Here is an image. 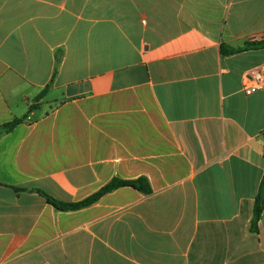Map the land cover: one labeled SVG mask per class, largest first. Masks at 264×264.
Listing matches in <instances>:
<instances>
[{
  "label": "crops",
  "instance_id": "0c3cea01",
  "mask_svg": "<svg viewBox=\"0 0 264 264\" xmlns=\"http://www.w3.org/2000/svg\"><path fill=\"white\" fill-rule=\"evenodd\" d=\"M255 36L264 0H0V264H264ZM114 178L152 192H38Z\"/></svg>",
  "mask_w": 264,
  "mask_h": 264
},
{
  "label": "trees",
  "instance_id": "16d2710c",
  "mask_svg": "<svg viewBox=\"0 0 264 264\" xmlns=\"http://www.w3.org/2000/svg\"><path fill=\"white\" fill-rule=\"evenodd\" d=\"M264 47V40L259 42H252L247 47L244 48H232L230 46H227L225 44L222 45V53L224 55H235L244 52L245 50L249 48H263ZM47 93V88L44 89L36 98V102H39L42 98L45 97ZM19 121H14L12 123H8L3 126V130L6 132L11 131ZM120 187H131L135 190L142 192L144 194H150L152 192L151 186L149 181L146 178H139L137 180L132 181H124L119 178H114L107 186H105L103 189H101L98 193L94 194L93 196L85 199L82 202L79 203H63L59 202L53 197L49 196L43 191H38L44 198H46L47 202L54 206L59 211H74L86 208L95 202H97L102 196L105 194L114 191L117 188ZM264 212V177L260 185V189L258 191V194L256 196L255 206H254V214L253 219L251 222L250 230L252 232L258 231L259 222L262 218V214Z\"/></svg>",
  "mask_w": 264,
  "mask_h": 264
},
{
  "label": "built area",
  "instance_id": "2783aa9c",
  "mask_svg": "<svg viewBox=\"0 0 264 264\" xmlns=\"http://www.w3.org/2000/svg\"><path fill=\"white\" fill-rule=\"evenodd\" d=\"M260 37H253L252 42H259ZM264 89V65L254 71L248 73L245 77L244 91L247 95H251L257 91Z\"/></svg>",
  "mask_w": 264,
  "mask_h": 264
}]
</instances>
